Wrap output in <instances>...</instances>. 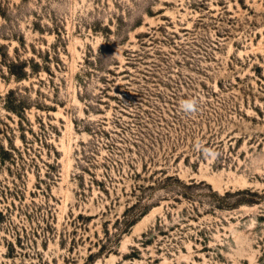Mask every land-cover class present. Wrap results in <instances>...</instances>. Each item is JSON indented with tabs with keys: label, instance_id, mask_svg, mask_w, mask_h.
I'll return each instance as SVG.
<instances>
[{
	"label": "rangeland",
	"instance_id": "1",
	"mask_svg": "<svg viewBox=\"0 0 264 264\" xmlns=\"http://www.w3.org/2000/svg\"><path fill=\"white\" fill-rule=\"evenodd\" d=\"M0 145V264H264V0H0Z\"/></svg>",
	"mask_w": 264,
	"mask_h": 264
},
{
	"label": "trees",
	"instance_id": "2",
	"mask_svg": "<svg viewBox=\"0 0 264 264\" xmlns=\"http://www.w3.org/2000/svg\"><path fill=\"white\" fill-rule=\"evenodd\" d=\"M25 68L26 66H19L13 62L7 65L10 77L15 78L17 81H22L27 78ZM15 95L16 91L14 90H11L7 93L5 108L10 112L18 114L19 116H24L26 112V105L23 102H18L15 99ZM21 119L24 120L23 117H21ZM0 150V161L4 164H6L7 161H11L14 164L15 160L13 158V152H11L9 149H5L2 145H0ZM15 150L16 149H14V151Z\"/></svg>",
	"mask_w": 264,
	"mask_h": 264
},
{
	"label": "clouds",
	"instance_id": "3",
	"mask_svg": "<svg viewBox=\"0 0 264 264\" xmlns=\"http://www.w3.org/2000/svg\"><path fill=\"white\" fill-rule=\"evenodd\" d=\"M199 103L200 101L196 97H190L188 99H183L180 101L179 107L180 110L185 114H195L199 110ZM194 149L197 152H200L205 160H212L214 161L220 155V153L209 147H205L203 143L199 140L196 141L194 144Z\"/></svg>",
	"mask_w": 264,
	"mask_h": 264
}]
</instances>
